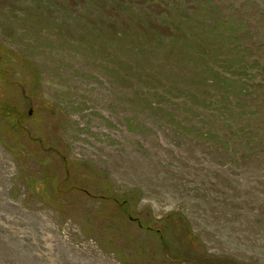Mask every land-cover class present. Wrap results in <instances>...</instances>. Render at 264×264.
I'll list each match as a JSON object with an SVG mask.
<instances>
[{"label":"rangeland","instance_id":"obj_1","mask_svg":"<svg viewBox=\"0 0 264 264\" xmlns=\"http://www.w3.org/2000/svg\"><path fill=\"white\" fill-rule=\"evenodd\" d=\"M210 4L264 64V0ZM109 26L110 0H0L4 95L40 116L16 140L0 122V264H264V87L242 126L147 98ZM67 168L93 195L57 193Z\"/></svg>","mask_w":264,"mask_h":264},{"label":"trees","instance_id":"obj_2","mask_svg":"<svg viewBox=\"0 0 264 264\" xmlns=\"http://www.w3.org/2000/svg\"><path fill=\"white\" fill-rule=\"evenodd\" d=\"M214 2L196 6L179 0H110V53L118 54L113 70L129 86L144 87L147 98L152 92L179 97L191 108H208L242 126V118L263 109L246 99L264 87V64L246 34L238 36V30L228 25L233 15L210 4ZM4 56L0 53V122L8 121L7 136L16 140L28 133V122L39 124L40 116L27 115L4 95L11 85ZM249 107L254 113L246 112ZM71 172L67 168L55 180L57 193L79 189L93 195L74 183Z\"/></svg>","mask_w":264,"mask_h":264}]
</instances>
